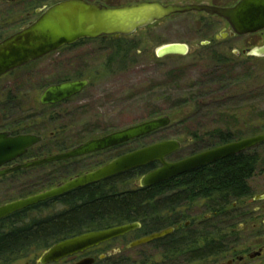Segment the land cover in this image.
Returning a JSON list of instances; mask_svg holds the SVG:
<instances>
[{
  "label": "rangeland",
  "instance_id": "374dc122",
  "mask_svg": "<svg viewBox=\"0 0 264 264\" xmlns=\"http://www.w3.org/2000/svg\"><path fill=\"white\" fill-rule=\"evenodd\" d=\"M58 1L61 0H0V41L31 24L37 18L35 10ZM88 1L113 6L155 1L165 5L203 3L231 7L238 0ZM225 28V22L217 17L196 13L174 15L116 40L118 42L113 38L98 39L56 51L0 78V133L41 138L20 163L56 155L89 140L161 117L169 118L168 126L126 144L121 152L177 140L180 149L167 158L168 162H176L218 147L216 141L203 137L215 129L241 140L264 135V59L233 54V51L264 45L263 34L216 41L214 37ZM203 42L208 44L202 45ZM170 43L187 45L188 53L157 58L155 50ZM113 46L121 50L124 62L114 61L113 56L119 54L114 52ZM80 76L88 81L81 93L56 106L39 105V96L46 87L75 81ZM194 136L201 137L199 142ZM248 151L260 157L256 174L249 181L252 194L247 201L250 208H254L260 204L253 198L264 194V143ZM115 154L111 152L105 157ZM88 161L75 169L50 163L0 178V206L52 189L75 174L91 170L93 161ZM139 179L125 183L119 188L120 192L133 191ZM204 205L201 200L195 202L190 217L186 214L188 209H180L183 216H188L182 218L183 221L191 219L194 212H198L194 217H203ZM63 210L62 206L53 204L40 212L30 211L27 217L43 219ZM162 218L156 228L167 226L166 217ZM151 228L149 234L156 229ZM135 233L58 264H75L83 258L97 259L111 251H115L112 261L120 260L125 264L164 263L154 256L155 246L151 243L127 248L141 238H135ZM40 254L32 252L10 264H32Z\"/></svg>",
  "mask_w": 264,
  "mask_h": 264
},
{
  "label": "water",
  "instance_id": "95a60500",
  "mask_svg": "<svg viewBox=\"0 0 264 264\" xmlns=\"http://www.w3.org/2000/svg\"><path fill=\"white\" fill-rule=\"evenodd\" d=\"M189 13L205 14L225 22L228 28L220 31L214 37L216 41L255 34H263L264 37V0H238L231 7H217L203 3L165 5L155 1H143L112 8L89 4L83 0H68L47 8L27 27L0 41V78L42 59L62 47L74 45L78 41L95 40L106 36L128 37L171 16ZM201 44L207 45L208 42ZM187 53V45L179 43L162 45L155 50L157 58L185 56ZM233 54L235 57L264 59V45L240 52L233 51ZM87 86V80L66 81L50 85L43 90L38 103L40 106L59 105L81 93ZM169 123L168 117L153 119L81 143L68 151L40 159H31L9 168L5 167L25 156L29 149L41 142V138L36 135L11 136L8 132H1L0 178L17 171L64 162L124 145L153 134L168 126ZM262 143H264V135L252 136L194 154L176 162H168L167 158L180 149V143L177 140L157 142L122 155L92 172L74 177L52 189L2 205L0 206V220L40 203L57 199L73 190L149 164L154 163L158 166L141 177L139 180L141 188L167 182L229 156L251 150ZM254 200H264V194L256 196ZM138 229V223H128L108 229L85 232L56 242L43 251L35 263L58 264L65 259L83 255L89 250ZM171 231V229L164 230L140 238L129 244L127 248L149 244L165 237ZM114 253L115 251H111L102 255L99 260ZM94 262L93 258H83L75 264H93Z\"/></svg>",
  "mask_w": 264,
  "mask_h": 264
},
{
  "label": "trees",
  "instance_id": "16d2710c",
  "mask_svg": "<svg viewBox=\"0 0 264 264\" xmlns=\"http://www.w3.org/2000/svg\"><path fill=\"white\" fill-rule=\"evenodd\" d=\"M220 81H217V84H220ZM203 137L216 141L218 146L241 140L240 137L234 138V135L225 134L220 129H215ZM200 138L194 136L197 142ZM259 161L260 157L256 152L246 151L139 191L119 194L117 187L111 182H104L92 188L66 194L60 200L46 201L17 212L0 220V264H10L32 252L42 253L58 241L85 232L108 229L137 220L143 225L142 232L135 233L140 236L141 233L152 230L151 226L156 228L163 221V216L159 213L157 218H152L153 211L171 210L174 208L171 207L173 203L192 204L204 200L205 211L223 213L233 202L251 196L248 182L256 174ZM134 177H137V170L125 174L127 182ZM53 204L62 206L64 210L53 217L28 219L27 214L30 211L40 212ZM173 240L175 245L184 242H178L177 238ZM165 243L166 241H163V248L166 249L168 247ZM99 247L86 253L96 251ZM213 247L212 242H207L206 253L212 252ZM110 257L111 255L106 256L103 260L94 258L93 264L126 263L120 260L112 261L113 257ZM35 262L32 264H36Z\"/></svg>",
  "mask_w": 264,
  "mask_h": 264
},
{
  "label": "flooded vegetation",
  "instance_id": "af4514ba",
  "mask_svg": "<svg viewBox=\"0 0 264 264\" xmlns=\"http://www.w3.org/2000/svg\"><path fill=\"white\" fill-rule=\"evenodd\" d=\"M64 1H68V0L58 1L56 3L51 4L50 6L35 10L34 13L37 15V18H38L40 16V14L44 10H46L47 8H49L55 4L64 2ZM83 1H85L89 4H97L100 6L107 7V8L123 6V5H119V6L114 5L113 6V5H109V4L107 5V4L99 2V1H88V0H83ZM129 4H132V3H129ZM126 5H128V4H126ZM227 28H228V26L226 25L225 30ZM107 38H113L116 41V40L123 39L125 37H122V36H106V37H100L98 39L104 40ZM98 39L81 40V41H78L77 43H75L74 45L62 47L58 51H61L62 49H65V48H72L73 49V48H76L77 46L84 44L85 42L96 41ZM116 42H118V41H116ZM114 50H115L114 52H116V54H119V56H113L114 61L118 62V63H120L121 61L124 62L125 58H124V56H121L120 49H118L119 52H117V47ZM52 54H54V53H51V54L45 56L44 58H46ZM44 58H42V59H44ZM42 59H39L37 61H40ZM32 63H34V62H32ZM32 63H30V64H32ZM24 67L18 68V69L14 70V71L6 74V75H11L13 72L18 71L20 69H23ZM6 75H4V76H6ZM4 76H2V77H4ZM79 78L80 79H77L75 81L87 80V79H84L83 76H80ZM10 135L16 136V135H22V134L12 135L10 133ZM125 145L126 144L120 145L117 147H113L111 149L101 151V152H97V153H94V154H91L88 156H84V157H80V158H76V159H71V160H67L64 162H57L59 164H62L63 168L66 167L65 169H68V168H74L75 169L76 166H79V164H81L82 162H85L87 160L93 161V163L91 165H93L94 167L91 170L75 174L74 176L69 177L68 179L64 180L63 182H67L76 176H81L83 174L92 172V171L102 167L103 165L113 161L114 159L131 152V151H129V152L122 151L121 152V149L124 148ZM32 148L28 150L27 154L32 150ZM72 148H74V147H72ZM72 148H70V149H72ZM132 151H134V150H132ZM111 152L116 153V154L112 157H105L107 154H109ZM25 156L16 160L13 163L7 165L5 168H9V167H12V166H15L18 164H22L20 162ZM157 166H158L157 164L153 163V164H149L145 167L134 169V170H137V177L141 179V177L144 176L145 174L155 170L157 168ZM132 171L133 170L115 175V176L108 178V179H105L101 182H97V183L91 184L89 186H85V187L73 190L71 192H74L77 190H82L84 188H92L93 186H95L97 184L104 183V182L105 183L111 182L114 185V187H117L118 192H120L121 189H119V188H121V186H123V185H125V183H127V181L125 180V174L130 173ZM137 177H134V178H137ZM248 185H249V182H248ZM249 187H250V185H249ZM148 188H150V187H148ZM142 189H145V188H141L139 186V184H138V187L134 188V190H138V191L142 190ZM71 192H69V193H71ZM69 193H67V194H69ZM123 193H125V192H123ZM65 195H63L57 199H54V200H60ZM258 196H260V195H258ZM247 198H250V197H246V198H243L239 201L233 202L232 204H230L229 206L226 207V210L223 213H221L220 211H218V212H211V211L207 212V211H205L206 214L203 217L198 218L197 216L194 217V215H198V212H194V215L191 217V219H186V221H183L182 218H187L188 216L190 217V215H191L190 209H191V207H194L193 206L194 203H192V204L189 202H181L178 204L173 203V204H171V207L174 206V208H172L171 210H166V211L154 210L153 214H152V218H157L158 213L161 216H165L167 219L166 220L167 226L163 227V228L158 227L151 234L158 233V232H161L164 230H169V229L172 230L165 237L151 242V244H153L155 246V248L153 250L154 256L157 259H161V261L164 262L162 264H264V200H258L260 205L254 207V208H250L249 203L247 201ZM201 201L205 202L204 200H201ZM204 207H205V205H204ZM180 209H185V210L188 209L189 213H186L188 216L187 215L183 216L184 213L183 212L180 213L179 212ZM132 223H138L139 224V229L135 231L136 233L138 231L142 232L143 225H142L141 221L137 220V221L132 222ZM135 232H132V233H135ZM132 233H129L127 235H130ZM151 234H149L147 232H143L140 234V236L136 235L135 238H137V237L143 238V237L149 236ZM127 235H125L121 238L115 239V240H117V241L123 240V238H125ZM173 238H177L178 242H180V241H184V242L179 243L181 245H175ZM115 240H113V241H115ZM163 241H166L165 244L168 248H166V249L163 248ZM207 242H212L214 245L213 251L210 252L209 254L206 253L207 252L206 251V243Z\"/></svg>",
  "mask_w": 264,
  "mask_h": 264
}]
</instances>
